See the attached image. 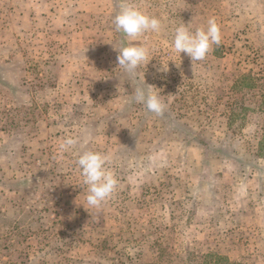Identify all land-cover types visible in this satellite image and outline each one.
Wrapping results in <instances>:
<instances>
[{
  "label": "rangeland",
  "instance_id": "rangeland-1",
  "mask_svg": "<svg viewBox=\"0 0 264 264\" xmlns=\"http://www.w3.org/2000/svg\"><path fill=\"white\" fill-rule=\"evenodd\" d=\"M122 4L161 31L126 39ZM210 18L221 43L179 56L175 28ZM137 43L152 60L130 79L117 50ZM144 81L163 117L132 100ZM256 92L264 0H0V264H264ZM67 136L81 142L61 154ZM86 150L118 180L98 208L75 164Z\"/></svg>",
  "mask_w": 264,
  "mask_h": 264
},
{
  "label": "clouds",
  "instance_id": "clouds-1",
  "mask_svg": "<svg viewBox=\"0 0 264 264\" xmlns=\"http://www.w3.org/2000/svg\"><path fill=\"white\" fill-rule=\"evenodd\" d=\"M115 31L122 33L128 40L139 41L148 33L161 31V21L146 14L144 11L131 4H122L119 12L113 17ZM221 43L220 29L214 18L207 22V28L189 29L182 23L175 28L172 47L179 54H186L191 61H201L212 50L213 45ZM117 55L118 67L130 78L137 76V70L146 65L150 52L143 44H130L121 47ZM152 86H137L132 100L142 105L147 112L156 117H163L167 105L159 91L153 92ZM81 142L80 137L67 136L58 145V151L62 153L73 150ZM110 157L96 151L86 150L77 153L75 164L82 178V183L87 187L86 202L89 206L98 208L111 199L118 188V180L114 172L108 166Z\"/></svg>",
  "mask_w": 264,
  "mask_h": 264
},
{
  "label": "trees",
  "instance_id": "trees-1",
  "mask_svg": "<svg viewBox=\"0 0 264 264\" xmlns=\"http://www.w3.org/2000/svg\"><path fill=\"white\" fill-rule=\"evenodd\" d=\"M244 79L245 78L240 79L238 84L241 85V83H243ZM247 79L249 80L250 78L248 77ZM251 87H253V86H251ZM251 87L249 89H251ZM253 96L255 98V104H257L259 111L264 113V92H256L255 94H253ZM239 103H240L239 101L236 102V106H238ZM263 134H264V130H263Z\"/></svg>",
  "mask_w": 264,
  "mask_h": 264
}]
</instances>
